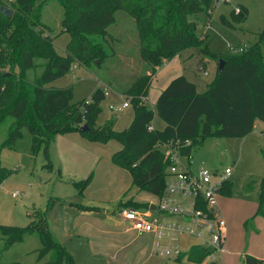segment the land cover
Here are the masks:
<instances>
[{"label": "trees", "instance_id": "1", "mask_svg": "<svg viewBox=\"0 0 264 264\" xmlns=\"http://www.w3.org/2000/svg\"><path fill=\"white\" fill-rule=\"evenodd\" d=\"M7 1L0 0V7ZM38 1L16 0L11 7L12 17L0 11V129H8L1 147L13 148L23 139L25 128L31 136L33 156L42 151L47 160L50 142L58 134L78 133L101 144L118 142L121 149L111 155L110 161L129 174L130 187L117 202L116 210L148 207V204L136 203L133 196L132 201L124 202L132 191L156 199L163 196L168 163L157 149L158 143L189 140L191 150L211 138H243L253 131L257 120L264 122V63L260 50L264 29L258 34V42L244 47L241 53L217 61L216 76L206 92L198 93L195 84L179 76L160 93L153 110L147 106L151 82L165 62L191 47L216 59L208 52V43L201 46V38L196 35L198 24L191 20L213 9L216 0H43L37 6ZM48 1L58 2L62 8L61 27L70 37L64 54L57 52L52 39L42 29V7ZM117 12L133 19L139 57L149 66L144 74L132 76L124 92L117 93L129 101L134 112L123 132L114 130L113 120L100 127L95 125L106 88H97L89 102L75 106L71 103V86H51L75 64L89 68L95 62L101 65L115 54L110 43H120L121 36L109 33L108 28L115 23ZM234 13V10L230 13L233 23L241 24L246 20L245 8L242 7L240 14ZM222 23L232 26L225 19ZM94 37L108 44L110 54ZM35 60L43 61V73L31 81L28 71L35 68ZM220 61L223 67L218 72ZM155 115L165 124L162 130H149ZM83 125L88 128L86 132L80 131ZM46 167L51 168L49 164ZM10 174V170L0 167V186ZM89 182L90 178L75 184L79 195ZM258 192V212H262L264 179L258 184ZM220 193L231 195L230 181ZM55 206H72L80 213L100 211V208L50 199L43 212L33 213L27 228L0 225L4 251L22 243L26 235L36 234L41 245L36 251L38 261L49 256L44 264H76L50 233L47 215ZM207 254L204 248L194 246L178 261L185 257L188 262L200 264ZM246 263L256 264V261L247 258Z\"/></svg>", "mask_w": 264, "mask_h": 264}, {"label": "rangeland", "instance_id": "2", "mask_svg": "<svg viewBox=\"0 0 264 264\" xmlns=\"http://www.w3.org/2000/svg\"><path fill=\"white\" fill-rule=\"evenodd\" d=\"M42 1L39 0L36 5L38 6ZM214 4L213 9L191 17V20L198 24L196 35L201 38V46L205 42L208 43V52L216 59L206 56L200 49L194 47L187 48L176 56L181 76L195 84L198 93L206 92L214 80L218 60L234 56L238 54L236 51L238 48L258 42V34L264 29V0H230L226 3L224 0H216ZM237 7L240 10L242 7L247 10L246 20L241 24H235L230 19V13ZM115 18V23L108 28L109 33L121 36L120 43L108 42L112 45L115 54L101 65L95 62L87 68L75 64L51 86L57 88L71 86L73 89L71 103L75 106L84 101L89 102L97 88H106L108 96L99 105L100 113L95 125L100 127L113 120L114 130L123 132L132 120L133 108L129 105L121 112H111L109 106L121 105L125 100L112 93L124 92L129 87L132 76L144 74L149 66L139 57L138 38L133 19L123 12H117ZM61 19L62 8L59 3L46 2L42 7V29L52 39L57 52L64 54L70 37L63 31ZM222 19L229 21L232 26L224 25ZM94 39L96 43L103 44L109 53L108 44L103 42V39L99 37ZM260 50L261 61L264 63V43L261 44ZM42 65V60H35V68L28 71L29 80L33 81L41 76ZM199 67H202L201 71L198 70ZM148 107L154 109L150 104ZM152 125L155 130H162L163 125L165 126L156 115ZM7 132V127L0 129V167L11 171L8 179L0 186V225L27 228L32 221L33 213L43 212L49 200L54 198L94 208L97 207V202L93 201H99L100 213L97 210L96 213L91 214L100 218L108 215L112 220L115 219L117 204L115 201L130 187L128 173L118 169L110 161L111 155L121 149L118 142L101 144L90 141L78 133L58 134L50 142L47 160L42 151L33 156L31 136L26 128L23 129V139L13 148H2ZM191 156L190 170L193 172L200 167L210 171L231 169L230 196L233 199L258 200V184L264 179V122L257 120L253 131L243 138L207 139L192 150ZM48 164L51 168L46 167ZM88 178L90 182L87 189L79 195L75 184ZM248 186L252 189L247 188ZM16 194L18 195L14 196ZM116 196L120 197L115 198ZM131 196L136 203L142 205L156 202L155 197L143 192L136 194L135 191L126 196L124 202L132 201ZM65 209L68 207H63L62 210ZM55 219L56 221H52L51 225L55 235L59 237L63 233L56 232V229L64 230V217L58 214ZM107 223L113 224L109 221ZM4 242V237L0 233V250H2L0 264H44L49 260V256L41 261L37 260L36 251L41 245L36 234L26 235L22 243H17L6 251H4ZM61 243L64 241L62 240ZM74 248L73 257L77 264H100L99 257L91 258V252L87 249V239L75 236L68 243V249ZM167 264L172 263L168 261Z\"/></svg>", "mask_w": 264, "mask_h": 264}, {"label": "crops", "instance_id": "3", "mask_svg": "<svg viewBox=\"0 0 264 264\" xmlns=\"http://www.w3.org/2000/svg\"><path fill=\"white\" fill-rule=\"evenodd\" d=\"M179 76H181V73L179 72L178 59L175 57L165 62L158 69L155 78L151 82L146 102L147 106L150 104L154 108L160 93L173 79ZM112 94L119 96L117 93ZM152 128L155 130L153 125ZM123 195L115 197H120L115 201V204L124 197ZM93 202H97L96 208H100L99 201ZM217 202L226 224L224 252L216 256L215 260H204L200 264H247V258L254 259L256 264H264V210L258 212L259 196L258 200L239 201L233 199L232 196L219 193ZM80 205L83 204L80 203ZM67 207L68 209L62 210L63 207L55 206L48 213L47 221L54 239L62 245L65 244L66 250L72 257L74 256L72 250H75V248L68 249V243L77 236L87 239V249L91 252V258L96 259L99 257L100 264H167L168 261H171L154 255L153 237L141 235L128 226L118 215V210L115 209V219L112 220L108 215L100 218V216L91 213H80L72 206H64V208ZM58 214L64 217V230L56 229V232L63 233L59 237L55 235L56 233H54L51 225L52 221H56L55 218ZM103 214H105V211H103ZM107 221L113 224L109 225ZM60 240H63L64 243H61ZM180 246L186 254L194 246H198V243L196 240L184 236L180 239ZM171 263L195 264L188 262L185 257L178 262L171 261Z\"/></svg>", "mask_w": 264, "mask_h": 264}, {"label": "built area", "instance_id": "4", "mask_svg": "<svg viewBox=\"0 0 264 264\" xmlns=\"http://www.w3.org/2000/svg\"><path fill=\"white\" fill-rule=\"evenodd\" d=\"M15 1L8 0L5 7L11 9ZM229 1L224 0L225 3ZM234 12L239 14L240 8H235ZM236 51L241 53L243 48ZM105 96H108L106 90ZM128 106L125 99L121 105L109 106V110L121 112ZM190 145L189 140L179 139L158 143L157 149L168 163L163 196L147 208L118 210V215L128 226L141 235L153 237L154 255L172 262H178L185 254L180 246L184 236L196 240L198 247L207 250L205 260L211 261L224 252L226 240V224L217 197L232 171L230 168L210 171L204 167L191 171L193 149L189 150ZM150 205H155L156 211L151 210Z\"/></svg>", "mask_w": 264, "mask_h": 264}, {"label": "water", "instance_id": "5", "mask_svg": "<svg viewBox=\"0 0 264 264\" xmlns=\"http://www.w3.org/2000/svg\"><path fill=\"white\" fill-rule=\"evenodd\" d=\"M0 11L6 17H12L14 15V11L12 9H10V8L5 7V6H1L0 7ZM222 67H223V61H220L219 65H218V72L222 71ZM87 130H88V128H87L86 125H83V126L80 127V131L81 132H86ZM150 209L153 210V211H156V206L155 205H150Z\"/></svg>", "mask_w": 264, "mask_h": 264}]
</instances>
